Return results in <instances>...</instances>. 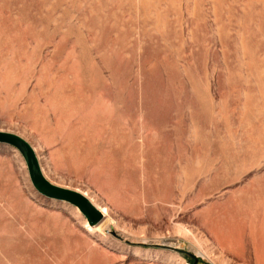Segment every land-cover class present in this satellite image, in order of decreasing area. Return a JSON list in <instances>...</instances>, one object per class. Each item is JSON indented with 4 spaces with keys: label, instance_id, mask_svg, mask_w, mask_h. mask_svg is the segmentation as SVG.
Here are the masks:
<instances>
[{
    "label": "rangeland",
    "instance_id": "obj_1",
    "mask_svg": "<svg viewBox=\"0 0 264 264\" xmlns=\"http://www.w3.org/2000/svg\"><path fill=\"white\" fill-rule=\"evenodd\" d=\"M0 131L118 221L87 233L0 144V264L264 261V0H0Z\"/></svg>",
    "mask_w": 264,
    "mask_h": 264
},
{
    "label": "water",
    "instance_id": "obj_2",
    "mask_svg": "<svg viewBox=\"0 0 264 264\" xmlns=\"http://www.w3.org/2000/svg\"><path fill=\"white\" fill-rule=\"evenodd\" d=\"M0 144L13 147L19 152L26 164L30 182L39 195L77 208L93 225L102 221L103 217L88 199L74 191L57 187L45 178L34 149L27 141L18 135L0 131Z\"/></svg>",
    "mask_w": 264,
    "mask_h": 264
},
{
    "label": "bare ground",
    "instance_id": "obj_3",
    "mask_svg": "<svg viewBox=\"0 0 264 264\" xmlns=\"http://www.w3.org/2000/svg\"><path fill=\"white\" fill-rule=\"evenodd\" d=\"M161 128V127H160ZM139 129L144 131V133H152L153 131H157L158 128L156 129L155 126H154V129L151 128V127H147L145 124H141L139 126ZM163 129V128H162ZM164 130L167 131L172 139L171 143L174 141V129L170 126H165L164 127ZM3 132V131H1ZM145 137V136H144ZM148 137V136H147ZM35 152V151H34ZM19 153V152H18ZM37 156V155H36ZM24 161V160H23ZM39 161V160H38ZM25 163V162H24ZM26 166V164H25ZM41 166V165H40ZM50 165L48 163V161H44V167L41 166V170H43L42 172L45 173V171L47 170H50ZM164 166L161 164V162H156V171H155V176L153 178V182L155 184V190H156V194L154 196V201L157 203H170L172 204V200H169V198H165V196H162L164 194H161V192L163 191V174H162V171L164 170ZM46 178V177H45ZM47 179V178H46ZM49 181V180H48ZM50 182V181H49ZM51 183L53 185L56 186V183L52 182ZM57 187H58V184H57ZM61 188V187H60ZM67 188L68 190H71V191H74L80 195H82L83 197H85L86 199H90L89 201L92 203V205L95 207V209L100 213V215L103 217L102 221L100 223H98L97 225H93V224H90V222L87 220L83 223V228L84 230L89 233V234H102L104 235L103 233V228L105 226H110V227H116L118 226V221L113 217L110 209L106 206V205H98L96 204V202L94 201V199H91L89 198L88 194L86 192H83V191H80L79 189H71L69 187H65ZM63 188V189H65ZM167 188V187H166ZM169 190V189H168ZM171 190V189H170ZM166 191V190H164ZM163 191V192H164ZM169 192V191H168ZM165 193V192H164ZM167 193V192H166ZM169 195V194H168ZM167 196V195H166ZM54 201V200H53ZM146 202V201H145ZM67 204V203H66ZM69 205V204H68ZM173 206V205H172ZM142 205L141 204H136L132 209V213H135L136 215L140 214V210L142 209ZM77 209V208H76ZM144 209V208H143ZM78 210V209H77ZM79 211V210H78ZM129 211V210H127ZM128 213V212H127ZM145 216V215H144ZM147 220V217L145 216V218H142L141 221H146ZM140 221V220H139ZM93 227H92V226ZM240 255L241 257L243 256L244 254V251H243V248H240ZM255 258H256V262L257 264H264V261L260 255V248H257L255 249Z\"/></svg>",
    "mask_w": 264,
    "mask_h": 264
},
{
    "label": "crops",
    "instance_id": "obj_4",
    "mask_svg": "<svg viewBox=\"0 0 264 264\" xmlns=\"http://www.w3.org/2000/svg\"><path fill=\"white\" fill-rule=\"evenodd\" d=\"M50 181V180H49ZM57 185V184H56ZM59 186V185H58ZM60 187H64V186H60Z\"/></svg>",
    "mask_w": 264,
    "mask_h": 264
}]
</instances>
